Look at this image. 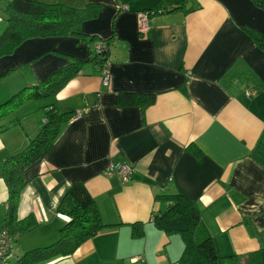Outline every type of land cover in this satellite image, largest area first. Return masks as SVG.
I'll return each mask as SVG.
<instances>
[{"label": "crops", "instance_id": "1", "mask_svg": "<svg viewBox=\"0 0 264 264\" xmlns=\"http://www.w3.org/2000/svg\"><path fill=\"white\" fill-rule=\"evenodd\" d=\"M45 1L100 6L76 28L110 45L101 71L89 59L97 42L73 35L29 39L0 58V104L70 62L84 63L54 98L26 102L0 121L1 232L8 198L1 160L36 136L42 106L55 102L61 112L79 113L51 150L22 171L17 218L33 215L39 226L17 238L10 259L57 240L67 221L57 206L70 185L82 183L103 223L116 226L68 257L38 264H177L181 238L151 221L165 207L156 195L174 193L195 203L222 256L245 262L264 244V52L243 28L264 35V11L250 0H189L187 13L152 15L140 32L137 13L161 0ZM251 88L257 94L249 98ZM124 92L153 94L155 102L119 107L116 96ZM188 145L200 150L198 158ZM110 163H129L131 180L105 176ZM133 222L143 223V238L131 237Z\"/></svg>", "mask_w": 264, "mask_h": 264}, {"label": "trees", "instance_id": "2", "mask_svg": "<svg viewBox=\"0 0 264 264\" xmlns=\"http://www.w3.org/2000/svg\"><path fill=\"white\" fill-rule=\"evenodd\" d=\"M250 1L264 11V0ZM188 3L189 0H161L155 9L145 12H149L151 17L174 12L187 13ZM99 11L100 6L93 4L77 9L60 2L7 0L3 9L4 17L0 18V21L4 22L3 30L0 32V58L12 54L21 43L33 38L73 35L87 43L99 42L98 37L81 34L76 28L82 22L94 19ZM243 30L264 52V35L246 27ZM109 45V41H105L106 47L103 51L100 53L93 51V55L89 58L99 66L100 71L107 62ZM83 64L78 60L70 62L67 66L48 75L42 82L23 87L15 92L0 104V121L26 102L54 98L72 78L81 72ZM154 102L153 94L124 92L116 96V105L119 107L144 109L153 105ZM38 114L42 119V126L36 136L23 150L1 160V174L8 194L2 231L7 232L9 239L8 258L3 264L10 261L17 238L39 226L33 215L20 220L17 218L20 195L26 184L22 179V171L51 150L61 127L68 123L76 112H61L53 102L42 106ZM21 120L19 118L11 121L9 127L19 125ZM4 131L5 127L0 125V134ZM187 149L196 158L201 154L200 150L193 145H188ZM155 199L165 204V207L152 215L153 225L167 235H178L184 244L183 253L177 264H264V244L258 250L248 253L245 262H241L236 255L222 256L215 238L210 235L203 222L200 210L193 201L180 193L157 194ZM57 213L67 219L59 230L57 240L47 246L24 252L14 260L13 264H38L59 257H68L99 232L116 226L103 223L93 198L82 183L70 185L57 206ZM129 226L133 239L143 238L142 222H133ZM247 227L251 234L256 235L248 224Z\"/></svg>", "mask_w": 264, "mask_h": 264}, {"label": "built area", "instance_id": "3", "mask_svg": "<svg viewBox=\"0 0 264 264\" xmlns=\"http://www.w3.org/2000/svg\"><path fill=\"white\" fill-rule=\"evenodd\" d=\"M122 8L125 10L127 7L123 6ZM150 15L151 14L149 12L137 13V28L140 32H144L148 30L149 21L151 18ZM105 47L106 46L104 42H97L95 46V52L100 53L103 51ZM107 84H108V78L103 77V85L107 86ZM245 94H247L249 98H252L257 94V91L256 89H249L245 92ZM77 116H79V113H76L74 118ZM132 173H133L132 167L128 163H116V164L110 163L104 171L105 176L109 178L117 176L123 184L127 183L130 180ZM8 240L9 239L7 232L5 230L1 231L0 232V263L2 264L5 263L8 258V254H7V251L9 249ZM136 261L137 259L133 260V262Z\"/></svg>", "mask_w": 264, "mask_h": 264}, {"label": "rangeland", "instance_id": "4", "mask_svg": "<svg viewBox=\"0 0 264 264\" xmlns=\"http://www.w3.org/2000/svg\"><path fill=\"white\" fill-rule=\"evenodd\" d=\"M39 1H43L44 2V0H39ZM46 2V1H45ZM48 2V1H47ZM54 2H59V1H54ZM54 2H51V3H54ZM6 3H7V1L6 0H0V18H3L4 17V13H3V9L5 8V5H6ZM93 51H95V49H94V47H93ZM74 118V117H73ZM4 134V133H3ZM129 164V163H128ZM115 177V176H114ZM117 177V176H116ZM118 178V177H117ZM119 179V178H118ZM130 180H131V178H130ZM129 180V181H130ZM119 181H120V179H119ZM128 181V182H129ZM121 182V181H120ZM127 182V183H128ZM121 184H123L122 182H121ZM124 184H126V183H124ZM7 264H13V261L10 259V261H8V263Z\"/></svg>", "mask_w": 264, "mask_h": 264}, {"label": "clouds", "instance_id": "5", "mask_svg": "<svg viewBox=\"0 0 264 264\" xmlns=\"http://www.w3.org/2000/svg\"><path fill=\"white\" fill-rule=\"evenodd\" d=\"M77 113V112H76ZM73 119V118H72Z\"/></svg>", "mask_w": 264, "mask_h": 264}]
</instances>
